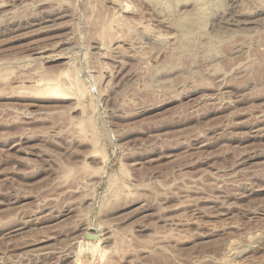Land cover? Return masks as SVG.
Returning <instances> with one entry per match:
<instances>
[{"label":"rangeland","instance_id":"obj_1","mask_svg":"<svg viewBox=\"0 0 264 264\" xmlns=\"http://www.w3.org/2000/svg\"><path fill=\"white\" fill-rule=\"evenodd\" d=\"M0 264H264V0H0Z\"/></svg>","mask_w":264,"mask_h":264},{"label":"water","instance_id":"obj_2","mask_svg":"<svg viewBox=\"0 0 264 264\" xmlns=\"http://www.w3.org/2000/svg\"><path fill=\"white\" fill-rule=\"evenodd\" d=\"M101 241L102 236L98 231H85L82 233L81 239L79 240L81 246L87 245V249L93 251L94 253L99 249Z\"/></svg>","mask_w":264,"mask_h":264},{"label":"bare ground","instance_id":"obj_3","mask_svg":"<svg viewBox=\"0 0 264 264\" xmlns=\"http://www.w3.org/2000/svg\"><path fill=\"white\" fill-rule=\"evenodd\" d=\"M41 78V77H40ZM35 79V78H34ZM48 79V78H47ZM36 80V79H35ZM38 80H39V78H38ZM50 83V82H49ZM35 84H36V82H35ZM46 85V84H45ZM48 85V84H47ZM43 86V85H42ZM59 86V85H58ZM64 86H62V88H58L57 87V85L55 86V87H51V88H47L46 90H44V93L45 94H47V92L48 93H50V94H52V95H55V96H57V95H59V97L61 96V95H63L64 96V94L65 93H67V92H65L66 90H62V89H64L63 88ZM41 93H40V92ZM36 91H34V93H35ZM37 92H39L40 94H42V91L41 90H38ZM36 92V93H37ZM63 92H65L64 94H63ZM43 93V94H44ZM69 93V92H68ZM67 93V95H65V96H68L69 94ZM50 96V95H49Z\"/></svg>","mask_w":264,"mask_h":264}]
</instances>
